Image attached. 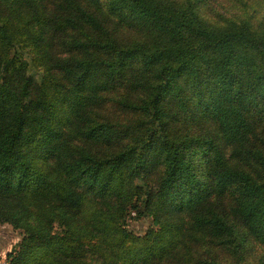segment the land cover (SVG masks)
Instances as JSON below:
<instances>
[{
    "label": "trees",
    "instance_id": "trees-1",
    "mask_svg": "<svg viewBox=\"0 0 264 264\" xmlns=\"http://www.w3.org/2000/svg\"><path fill=\"white\" fill-rule=\"evenodd\" d=\"M199 5L0 0L8 264L264 259V19Z\"/></svg>",
    "mask_w": 264,
    "mask_h": 264
},
{
    "label": "rangeland",
    "instance_id": "rangeland-1",
    "mask_svg": "<svg viewBox=\"0 0 264 264\" xmlns=\"http://www.w3.org/2000/svg\"><path fill=\"white\" fill-rule=\"evenodd\" d=\"M176 3L184 2V0H172ZM199 15L206 18L209 23H220L224 19L244 18L249 17L254 23L264 19V0H209V6H204L201 10V5L197 6ZM23 57L26 61H30L28 54L24 53ZM29 72L32 73L37 80L40 78V71L29 65ZM136 182L144 186V182L136 179ZM133 215V216H132ZM136 213L131 211L127 217V226L135 233L143 234L148 228L153 226L149 217H134ZM22 231L19 228H14L8 222H0V264H8L7 253L15 251L21 241ZM249 251V250H248ZM231 261L228 256L223 257ZM232 259H235L231 256ZM232 262V264H264L262 258V250L253 247L246 255L244 260Z\"/></svg>",
    "mask_w": 264,
    "mask_h": 264
}]
</instances>
